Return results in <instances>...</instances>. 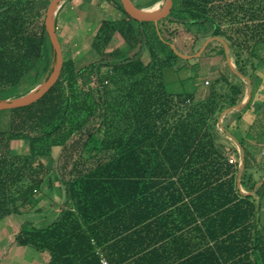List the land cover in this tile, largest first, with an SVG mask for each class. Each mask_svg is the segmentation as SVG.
<instances>
[{
  "label": "trees",
  "instance_id": "trees-1",
  "mask_svg": "<svg viewBox=\"0 0 264 264\" xmlns=\"http://www.w3.org/2000/svg\"><path fill=\"white\" fill-rule=\"evenodd\" d=\"M107 1L127 20L100 21L93 47L103 53L119 33L128 46L108 57L125 54L138 41L140 49L118 61L103 58L79 69L73 59H64L58 80L40 99L8 110V128L0 130V220L21 208L30 211L54 169L66 206L47 227L24 222L15 235L16 244L49 253L48 264H102L97 245L104 216L135 201L142 208L149 201L166 208L185 196L212 241L204 254L220 256L221 264H264L257 203L238 188L239 164L229 160L228 149L217 139L219 115L239 104L245 90L220 76L198 96L169 92L164 73L180 57L163 29L166 23L209 26L210 35L224 38L234 51L238 70L247 76L248 64L258 70L253 59L264 64V0H173L158 30L153 22L132 19L120 0ZM49 2L0 0V98H8L33 72L40 79L51 71L54 55L45 29ZM130 22L140 25L139 38ZM151 40L169 48L165 56ZM145 48L148 61L143 59ZM220 53L225 55L224 47ZM88 73L95 79L92 84L86 81ZM255 112L247 133L264 141V100ZM222 125L228 132V124ZM12 141H26L27 150L11 153ZM239 142L245 151L240 183L254 190L245 140ZM55 147L61 153L50 169L41 160ZM151 192L155 197L145 194ZM109 201L114 203L102 211Z\"/></svg>",
  "mask_w": 264,
  "mask_h": 264
},
{
  "label": "crops",
  "instance_id": "crops-1",
  "mask_svg": "<svg viewBox=\"0 0 264 264\" xmlns=\"http://www.w3.org/2000/svg\"><path fill=\"white\" fill-rule=\"evenodd\" d=\"M162 1L136 0V4L141 7H152L156 4L161 5ZM90 4L98 5L99 12L93 15L86 14L85 18L81 17L80 7ZM106 4H112L111 7L114 10L111 14L107 15L104 9ZM103 19L127 20L113 1L65 0L56 15V30L61 46L63 45L61 38L65 37V40L73 47L88 44L96 50L92 42L100 21ZM130 23L133 25V22ZM117 38L124 40L119 33H115L110 44ZM110 44L104 52L110 47ZM118 48L119 46L112 47L109 52ZM257 71H259L258 75L261 78L259 91L257 93L255 90L252 92L248 105L243 106L242 110L240 108L226 112L222 117V123H225L229 118L228 132L237 140H245L249 171L251 170L256 186L254 190H246L241 186V191L244 194L253 192L249 195H253L257 203L259 228L264 235V141H257L247 133L255 118L256 104L264 100V66L262 71ZM201 92H197L196 95L198 96ZM220 117L221 114L219 119ZM229 133L223 130V136L232 141L230 142L233 145L232 150L239 151L240 148ZM20 143L22 146L25 145V142L22 141L10 143L11 153H23L17 148V144L20 145ZM60 153V149L55 147L52 155L49 158H43L41 161L47 168L51 169V163L57 160ZM54 167L52 166V168ZM54 171L56 172V170ZM50 174L45 177L31 201L32 208L30 211L21 208L20 213L10 214L0 220V264H48L49 253L38 251L31 246L16 244L15 235L24 222H31L37 228L47 227L66 206L67 198L61 179L57 173L51 176ZM145 194L149 197H155L152 192ZM115 197V199H119V196ZM142 197L144 196H138L139 199ZM113 203L114 201H109L108 205L103 204L102 211ZM160 204L158 201H149L148 206L142 208L140 201H135L130 207H119L106 217L104 216L100 229L101 244L97 245V252L101 260H106L108 264H221L220 256L217 258L215 255L204 254L206 246L212 245V241H207L204 221L200 217H195L196 214L194 209L190 207L188 196H185L181 202L169 204L166 208H160ZM146 215L151 216L140 225L123 232L125 227L132 225L137 219Z\"/></svg>",
  "mask_w": 264,
  "mask_h": 264
},
{
  "label": "rangeland",
  "instance_id": "rangeland-1",
  "mask_svg": "<svg viewBox=\"0 0 264 264\" xmlns=\"http://www.w3.org/2000/svg\"><path fill=\"white\" fill-rule=\"evenodd\" d=\"M41 1H48V0H41ZM145 1V0H143ZM105 11L108 14L112 13V10H114L111 6L112 4H106ZM151 6H149L150 8ZM98 5L96 4H90L88 6H82L79 9V13L81 17H86V14L93 15L95 13H98ZM112 17V15H109ZM133 26L136 31L137 38H139V32L140 25L137 22H133ZM164 29V35L171 39L172 42L175 44L177 49L183 53V54H194L198 52V50L202 47L205 40L209 37H212L210 35V28L209 26L205 27H196V26H183L179 23H173V24H165L163 27ZM172 33V34H171ZM67 34V33H66ZM62 37V36H61ZM222 38V37H221ZM60 39V38H59ZM62 50H63V57L64 59L71 58L75 60L76 67L83 68L90 66L91 64L95 62H99L101 59H111L112 61H118L122 57L125 56H132L140 49V42H136L133 46L129 47V50L126 51L125 54H120L119 56H112L108 57L107 53L111 51L112 47L119 46V50H122L128 46V42L123 39L117 38L114 39L113 43L110 44V47L107 48V50L103 53L97 52L94 50L90 45L83 44L78 45L76 47H73L70 45V43L65 40V37H62ZM224 39V38H223ZM151 44L155 46L160 56H165L167 51H169V48L165 45H163L160 41H153L151 40ZM224 47L223 42H221L218 39H215L211 41L203 51V53L199 57H193L190 59H184L179 58L176 60L175 65L172 68H169L164 73V80L167 86V90L169 92H201L206 91L208 86L212 84V82L220 77L224 76L226 77L231 83L240 85L245 90V96L243 100L247 96V92L249 87L251 86L252 92L257 93L259 91V85L261 82V78L258 75L259 71H254L251 68V65L248 64L247 66V77L251 79V83L236 74L230 67L226 55H223L220 53V49ZM143 59L145 61H148L150 59L148 49L145 48L143 51ZM229 60L231 62V65L234 67L235 70H238L235 60L236 57L234 55V51L229 49ZM248 54L247 52L245 53ZM262 54H264L262 52ZM54 55V54H53ZM253 62L257 65V69L262 71L263 70V63H257V60L253 59ZM53 63V62H52ZM105 70V69H104ZM90 72V71H89ZM91 73V72H90ZM34 74V72L32 73ZM29 76L23 83L20 85L17 89L14 90V92L11 93V95L8 98H15L22 95H25L26 93L30 92L32 89H34L45 77L47 74H44L40 79H36L34 76ZM94 77L90 75L89 73L86 75V81L88 83L94 82ZM208 80L210 84H206L205 81ZM36 85V86H35ZM242 100V101H243ZM9 112L8 110H1L0 111V130H5L8 128L9 123ZM230 121L228 118L225 121V124H227ZM218 129V142L221 144H225L228 146L227 156L229 159H231L234 162H237L239 164L240 162V150L239 151H233V145L232 141H229L226 139L223 135V130L221 129V126L219 125L217 127ZM216 129V130H217ZM222 133V135H220ZM223 136V137H222ZM25 142V145L22 146L20 143L17 144V148L25 152L27 150V142ZM234 144V143H233ZM10 151L12 149L10 148ZM52 166H56V163H51ZM51 166V168H52ZM55 168V167H54ZM70 168V167H69ZM68 168V170H70ZM251 171V170H250ZM56 172L53 170V172L50 174L54 175Z\"/></svg>",
  "mask_w": 264,
  "mask_h": 264
},
{
  "label": "water",
  "instance_id": "water-1",
  "mask_svg": "<svg viewBox=\"0 0 264 264\" xmlns=\"http://www.w3.org/2000/svg\"><path fill=\"white\" fill-rule=\"evenodd\" d=\"M65 0H50L46 12H45V29L48 34V38L50 41V44L53 49V54H54V59L53 63L51 65V71L46 75V77L30 92L26 93L25 95L15 97V98H0V111L1 110H9L17 107H23L26 105H29L38 99H40L58 80L63 62H64V57H63V50L61 46V42L59 39V36L57 34L56 30V15L58 10L61 8ZM125 12L134 20L137 22H153L154 25L156 26L158 30V21L167 17L168 14L170 13L172 6H173V0H163L160 7H158L156 10H148L149 7H139L136 5V3L133 0H120ZM159 32V31H158ZM218 39L221 42H223L224 50H225V55L227 57L228 63L231 67V69L238 74L239 76L245 78L249 84L251 83V79L242 74L239 70H235L234 67L231 65V62L229 60V54H228V44L227 42L217 36L209 37L205 40L204 44L202 47L198 50V52L194 54H183L181 53L177 47L175 46L174 43H168L170 48L177 54L179 57L184 58V59H190L193 57H199L203 51L205 50L206 46L213 40ZM252 94V88L251 86L248 89L247 96L246 98L240 102L239 104L226 108L222 113L221 117L219 119V125L221 128L225 131L223 125H222V117L224 114L230 110L233 109H240L243 106H245ZM229 133V132H227ZM230 137L236 142L238 147L240 148V162H239V171H238V176H237V185L238 188L241 190V176L242 173L245 169V151L242 145L240 144L239 140L235 138L233 135L229 133ZM248 194H253V192H248Z\"/></svg>",
  "mask_w": 264,
  "mask_h": 264
},
{
  "label": "bare ground",
  "instance_id": "bare-ground-1",
  "mask_svg": "<svg viewBox=\"0 0 264 264\" xmlns=\"http://www.w3.org/2000/svg\"><path fill=\"white\" fill-rule=\"evenodd\" d=\"M158 7H160V5L158 4H156V6H152V7H150L148 10H150V11H154V10H156ZM36 86V85H35ZM33 90V89H32Z\"/></svg>",
  "mask_w": 264,
  "mask_h": 264
},
{
  "label": "built area",
  "instance_id": "built-area-1",
  "mask_svg": "<svg viewBox=\"0 0 264 264\" xmlns=\"http://www.w3.org/2000/svg\"><path fill=\"white\" fill-rule=\"evenodd\" d=\"M205 83H206V84H209V81L206 80ZM231 162H233V161H231ZM101 263H102V264H108V262H107L106 260H104V259L101 260Z\"/></svg>",
  "mask_w": 264,
  "mask_h": 264
}]
</instances>
